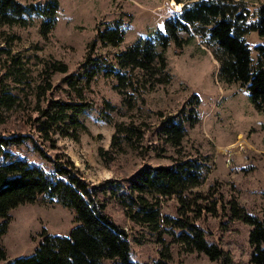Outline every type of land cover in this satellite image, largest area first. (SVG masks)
<instances>
[{
    "label": "trees",
    "instance_id": "16d2710c",
    "mask_svg": "<svg viewBox=\"0 0 264 264\" xmlns=\"http://www.w3.org/2000/svg\"><path fill=\"white\" fill-rule=\"evenodd\" d=\"M174 2V1H173ZM162 27L137 37L123 49L121 20L100 22L89 50L74 69L61 59H38L33 73L29 59L3 37L0 45V237L9 220V210L45 195L74 213L75 225L66 234L42 232L33 252L6 259L0 242V264H168L161 257L144 263L132 256L130 236L138 242L146 235L166 232L186 251L206 255L215 264H264V216L226 195L217 185L202 188L209 171L206 155H181L187 126L198 122L200 99L191 94L174 112L155 111L156 122L113 121L134 106V94L146 85L169 80L167 48L194 43L209 50L218 63L216 76L225 83H238L254 108L264 109V3L250 9L242 0H176ZM174 2V4L180 5ZM59 0L22 3L0 0V24H28L40 17L39 32L47 36L57 20ZM263 37L251 46L246 36ZM111 47L105 52L99 47ZM55 74H61L58 81ZM103 75L114 79L112 87L122 105L98 94L92 87ZM96 109L98 117L112 123L108 147H99L103 162L113 177L91 183L81 177L72 160L58 151L55 135L73 136L84 127L79 114ZM7 124L6 129L1 126ZM29 145L38 159L20 150ZM144 155L176 153L170 163L142 162L132 172L121 168L117 156L123 146ZM55 150L49 153L48 150ZM175 201L174 214L162 213L164 199ZM118 213L130 221L129 229L113 217ZM218 219L220 234L206 224ZM248 227L247 248H239V259L226 246L222 233L232 223ZM247 257L246 260L243 258Z\"/></svg>",
    "mask_w": 264,
    "mask_h": 264
},
{
    "label": "rangeland",
    "instance_id": "374dc122",
    "mask_svg": "<svg viewBox=\"0 0 264 264\" xmlns=\"http://www.w3.org/2000/svg\"><path fill=\"white\" fill-rule=\"evenodd\" d=\"M30 3L43 0H19ZM176 0H59L57 20L47 36L39 32L40 17L32 15L28 24H0V45L3 37L15 35L10 43L29 59L33 73L41 66L38 59L56 58L67 63L70 69L84 58L89 44L95 37L96 27L101 22L121 20L125 30L124 39L117 48L123 49L137 37L155 27H162L165 17L179 9ZM250 9H255L264 0H242ZM177 3V2H176ZM253 46L260 42L255 32L246 36ZM111 47H99L105 52ZM169 80L166 83L146 85L134 94V106L123 114L113 113V121H144L150 125L156 122L155 111L164 113L176 111L181 104L196 93L200 99L197 105L199 120L187 126L182 140L181 155H206L209 171L202 185L219 186L228 195L233 194L241 204L264 216V109L254 108L248 92L238 83L219 81L216 73L218 63L209 50L202 51L196 44L182 47L170 44L166 51ZM87 55V54H86ZM61 74L53 76L54 81ZM113 78L98 76L92 87L111 102L122 105L121 95L113 89ZM84 127L76 136L55 135L58 151L69 156L73 165L85 180L95 184L114 176V170L107 166L98 153L99 147H108L113 132L112 123L98 117L96 109H87L79 114ZM7 124L1 126L6 129ZM20 152L29 159L37 160L29 145L22 146ZM54 153L55 150H48ZM176 153L168 148L163 156L147 151L142 155L128 146H123L117 154L121 168L132 172L143 161L151 164L170 163ZM173 198L164 199L162 213L174 214ZM9 220L0 242L6 250V259L33 252L42 232L66 234L75 225L71 209L57 201L39 195L34 202L22 203L9 210ZM114 219L125 229L130 221L113 213ZM206 224L220 234L218 219L207 217ZM224 233L226 246L239 259V248H247L245 224L235 222ZM138 242L130 238L132 256L144 263H152L158 258H168V264H215L206 255L197 251H186L183 244L172 240L166 232L147 234ZM244 260L247 257L243 258Z\"/></svg>",
    "mask_w": 264,
    "mask_h": 264
},
{
    "label": "water",
    "instance_id": "95a60500",
    "mask_svg": "<svg viewBox=\"0 0 264 264\" xmlns=\"http://www.w3.org/2000/svg\"><path fill=\"white\" fill-rule=\"evenodd\" d=\"M178 3V2H177ZM181 6V5H180Z\"/></svg>",
    "mask_w": 264,
    "mask_h": 264
}]
</instances>
